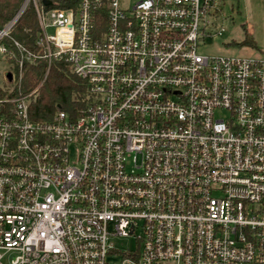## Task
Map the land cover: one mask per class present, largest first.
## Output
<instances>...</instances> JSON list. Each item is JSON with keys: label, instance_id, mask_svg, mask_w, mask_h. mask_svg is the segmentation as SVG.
Masks as SVG:
<instances>
[{"label": "built area", "instance_id": "2783aa9c", "mask_svg": "<svg viewBox=\"0 0 264 264\" xmlns=\"http://www.w3.org/2000/svg\"><path fill=\"white\" fill-rule=\"evenodd\" d=\"M220 2L23 0L0 40L31 5L90 96L0 99V264H264V56L199 52Z\"/></svg>", "mask_w": 264, "mask_h": 264}, {"label": "trees", "instance_id": "16d2710c", "mask_svg": "<svg viewBox=\"0 0 264 264\" xmlns=\"http://www.w3.org/2000/svg\"><path fill=\"white\" fill-rule=\"evenodd\" d=\"M23 0H0V29L18 12ZM75 4V2H74ZM39 22L35 11L29 5L17 18L9 36L3 37L0 43L6 47L7 55L14 54L13 58L5 56L0 62L7 64L5 71L18 73L17 61L21 55L13 40L22 44L24 63L22 76L13 86L4 81L0 82L1 96L14 97L27 94L36 87L37 93L30 98L29 113L33 120H47L57 109H64L77 114L89 102V90L85 81L78 78L70 69L64 57L52 59L48 66L45 47L38 44ZM244 40V43H247ZM31 52L36 57H28ZM13 103L0 104L2 110H11Z\"/></svg>", "mask_w": 264, "mask_h": 264}, {"label": "rangeland", "instance_id": "374dc122", "mask_svg": "<svg viewBox=\"0 0 264 264\" xmlns=\"http://www.w3.org/2000/svg\"><path fill=\"white\" fill-rule=\"evenodd\" d=\"M136 1L122 0L130 7ZM219 7H221V12L230 15L227 18L221 16L213 18L217 25L213 28L211 34L205 38L204 43L199 47V52L209 55L250 58L264 56V0H224L223 4L220 2ZM8 23L9 21L6 24ZM11 29L12 27L9 28L7 36H9ZM52 32L51 29L50 33ZM244 40L248 42L244 43ZM0 45L2 44L0 43ZM3 56L4 54L0 53V59ZM6 67L7 64L0 62V82L3 83L2 81H4L11 84L9 86H13L18 73L13 74L16 80L9 82L4 77ZM1 98L12 97L1 96ZM111 242L119 249H126L131 246V242L124 238L116 237L111 239ZM11 256V252L4 253L1 264H8Z\"/></svg>", "mask_w": 264, "mask_h": 264}, {"label": "water", "instance_id": "95a60500", "mask_svg": "<svg viewBox=\"0 0 264 264\" xmlns=\"http://www.w3.org/2000/svg\"><path fill=\"white\" fill-rule=\"evenodd\" d=\"M4 76H5V78H6L9 82L12 81V72H10V71H6V72L4 73Z\"/></svg>", "mask_w": 264, "mask_h": 264}, {"label": "flooded vegetation", "instance_id": "af4514ba", "mask_svg": "<svg viewBox=\"0 0 264 264\" xmlns=\"http://www.w3.org/2000/svg\"><path fill=\"white\" fill-rule=\"evenodd\" d=\"M263 10H264V9H263ZM263 14H264V11H263ZM229 15H230V14L226 15V14H224L223 12H221V17H222V18H227Z\"/></svg>", "mask_w": 264, "mask_h": 264}, {"label": "crops", "instance_id": "0c3cea01", "mask_svg": "<svg viewBox=\"0 0 264 264\" xmlns=\"http://www.w3.org/2000/svg\"><path fill=\"white\" fill-rule=\"evenodd\" d=\"M6 72V71H5ZM5 77V76H4Z\"/></svg>", "mask_w": 264, "mask_h": 264}]
</instances>
